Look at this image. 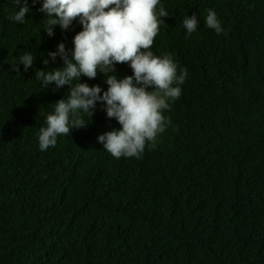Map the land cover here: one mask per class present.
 <instances>
[{
    "label": "trees",
    "instance_id": "trees-1",
    "mask_svg": "<svg viewBox=\"0 0 264 264\" xmlns=\"http://www.w3.org/2000/svg\"><path fill=\"white\" fill-rule=\"evenodd\" d=\"M162 4L151 50L171 53L186 79L155 146L117 159L96 142L119 127L99 103L86 127L39 149L68 86L44 89L34 70L62 67L42 61L81 26L49 37L39 0L23 24L0 0V264H264V0ZM209 8L226 34L204 27ZM193 13L198 29L185 35ZM24 51L35 56L27 71L15 67ZM116 72L131 75L124 62ZM81 82L107 88L102 74Z\"/></svg>",
    "mask_w": 264,
    "mask_h": 264
},
{
    "label": "clouds",
    "instance_id": "clouds-1",
    "mask_svg": "<svg viewBox=\"0 0 264 264\" xmlns=\"http://www.w3.org/2000/svg\"><path fill=\"white\" fill-rule=\"evenodd\" d=\"M14 3L17 10L8 19L23 24L26 13L31 12L29 0ZM36 3L37 0H31V5ZM39 3L38 11L45 20L41 30L49 37L54 35L56 26L65 30L73 21L81 26L72 36V47L66 49L67 45L59 42L42 61L48 65L59 57L62 67L34 70L35 79L44 89L50 85L54 90L68 86L66 96L51 104L52 111L45 115L44 126L36 133L39 149L54 147L58 136L68 135L72 128L86 127L90 122L82 117L92 119L99 103L106 117L114 119L119 127L98 134L96 142L113 158H141L145 148L154 147L157 138L169 127L171 122L164 112L180 97L187 75L171 53L156 55L151 50L159 26L165 23L162 18L168 16L162 0H39ZM180 23L188 35L197 31L199 21L193 13L185 15ZM203 24L216 34L225 33L211 8L207 9ZM34 59L32 52L24 51L18 55L15 67L23 65L27 71ZM121 62L131 69V75L121 77L116 72V65ZM98 74H102L106 89L81 82L82 76L93 79ZM18 121L8 116L6 125Z\"/></svg>",
    "mask_w": 264,
    "mask_h": 264
}]
</instances>
